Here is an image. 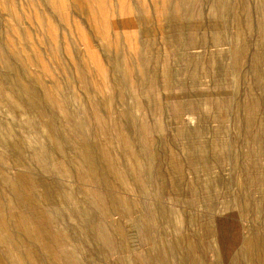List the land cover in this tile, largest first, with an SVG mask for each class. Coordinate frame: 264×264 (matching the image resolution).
<instances>
[{
  "label": "rangeland",
  "instance_id": "obj_1",
  "mask_svg": "<svg viewBox=\"0 0 264 264\" xmlns=\"http://www.w3.org/2000/svg\"><path fill=\"white\" fill-rule=\"evenodd\" d=\"M0 264H264V0H0Z\"/></svg>",
  "mask_w": 264,
  "mask_h": 264
},
{
  "label": "bare ground",
  "instance_id": "obj_2",
  "mask_svg": "<svg viewBox=\"0 0 264 264\" xmlns=\"http://www.w3.org/2000/svg\"><path fill=\"white\" fill-rule=\"evenodd\" d=\"M4 1V0H3ZM84 1V0H83ZM92 2V1H91ZM81 6V5H80ZM91 18V17H90ZM90 22V21H89Z\"/></svg>",
  "mask_w": 264,
  "mask_h": 264
}]
</instances>
